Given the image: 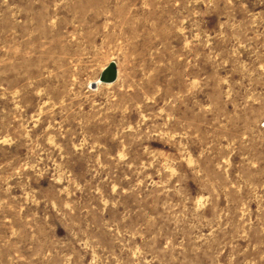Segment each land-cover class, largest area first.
<instances>
[{"label": "rangeland", "instance_id": "obj_1", "mask_svg": "<svg viewBox=\"0 0 264 264\" xmlns=\"http://www.w3.org/2000/svg\"><path fill=\"white\" fill-rule=\"evenodd\" d=\"M0 264H264V0H0Z\"/></svg>", "mask_w": 264, "mask_h": 264}, {"label": "water", "instance_id": "obj_2", "mask_svg": "<svg viewBox=\"0 0 264 264\" xmlns=\"http://www.w3.org/2000/svg\"><path fill=\"white\" fill-rule=\"evenodd\" d=\"M117 78V68L114 62L109 63L100 73L99 81L101 83H112ZM97 82L91 84L92 88L97 86Z\"/></svg>", "mask_w": 264, "mask_h": 264}, {"label": "bare ground", "instance_id": "obj_3", "mask_svg": "<svg viewBox=\"0 0 264 264\" xmlns=\"http://www.w3.org/2000/svg\"><path fill=\"white\" fill-rule=\"evenodd\" d=\"M94 82H97L98 84H100L101 82L99 81V78H98V80L97 81H94Z\"/></svg>", "mask_w": 264, "mask_h": 264}]
</instances>
